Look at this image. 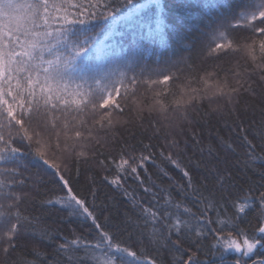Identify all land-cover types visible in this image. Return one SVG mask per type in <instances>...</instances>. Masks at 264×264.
<instances>
[{
    "label": "snow or ice",
    "instance_id": "6c2138e0",
    "mask_svg": "<svg viewBox=\"0 0 264 264\" xmlns=\"http://www.w3.org/2000/svg\"><path fill=\"white\" fill-rule=\"evenodd\" d=\"M131 4L0 0V264H264V167L255 163L264 162V0L235 5L207 0L201 7L203 27L185 44L189 51L167 67L149 69L147 76L143 68L141 74L128 75L119 66L86 59L96 39L93 29L109 18L115 21L114 14ZM138 10L132 8L120 18L130 19ZM177 37L183 39L180 33ZM160 44H165L163 37ZM213 102H218L216 108ZM217 108L233 117L231 126L225 124L244 148L246 158L236 163L256 173V179L230 171L232 162L211 139L204 142L201 125L210 123ZM145 112L163 119L179 114L180 122L170 120L165 128L176 130L183 148L172 136L168 143L177 151L165 155L161 150V163L153 144L142 139L138 153L123 138L115 155L98 150L108 136L116 143L121 121L114 117L135 114L136 121L125 118L123 123L139 126ZM149 124L151 141L160 128L155 119ZM217 139L225 152L236 153L231 140ZM189 143L200 158L194 151L184 164L181 154ZM65 159L74 160L77 175L81 160H97L111 173L103 179L129 198L136 218L125 212L115 231L108 217L100 223L65 178ZM164 162L177 168L183 180L171 176ZM149 164L171 183L146 182ZM194 169L202 172L199 181ZM129 178L150 197L147 205L144 197L128 191ZM209 180L212 191L205 195ZM48 182L62 185L65 195L41 198V185ZM153 186L163 192L162 200ZM173 187L179 200L172 195ZM186 196L195 202V211ZM64 209L67 217L83 218L91 228L65 235L59 226L51 227L50 212ZM129 225L133 232L127 240L136 235L131 244L123 235Z\"/></svg>",
    "mask_w": 264,
    "mask_h": 264
},
{
    "label": "trees",
    "instance_id": "16d2710c",
    "mask_svg": "<svg viewBox=\"0 0 264 264\" xmlns=\"http://www.w3.org/2000/svg\"><path fill=\"white\" fill-rule=\"evenodd\" d=\"M205 2L207 0H132L131 5L121 7L120 11L114 14L117 18L115 21L111 22V18H109V20L100 22L93 29L96 34V39L89 45L86 59L93 63L99 62L101 66H119L128 75H132L133 72L141 74V69L143 68L142 75L147 76L149 69L167 67L172 61L185 56L189 51L185 48V44L190 42L192 37L199 34V28L203 27L205 22L204 17L201 15V7ZM240 2L241 0H230V3L234 5ZM132 8H138L139 10L130 19L120 18L126 17ZM212 14H215L214 10ZM178 33L182 34L183 39H178ZM161 37L165 41L163 47L160 44ZM192 57L195 60L194 50ZM227 66L225 64V67ZM177 67H182V65H178ZM173 71L175 72L176 69H173ZM152 78L155 79L156 75L153 74ZM177 83H182V80ZM217 103L213 102L212 107L216 108ZM204 108L208 109L209 105L205 103ZM226 111V109L220 110L217 108L211 115L210 123L208 125H201L203 136L205 137L204 142L207 143L211 139L213 147L216 148L219 154L232 162L229 165L230 171L234 173L244 172L246 175H251L253 179H256V173L250 169L245 170L241 164L236 163L237 159L243 160L246 157L243 156L244 148L240 144L238 134L230 132L229 127L225 124V121H227V124L231 126L233 121L232 116L225 114ZM251 111L249 109V117H251ZM144 115V124L139 126L123 123L125 118L136 121L135 114L129 113L126 117H114V119L121 121V124L117 125V129L115 130L116 143L113 144L112 137L108 136L105 138L107 143L102 141L103 146L99 147L98 150L106 154L111 153L115 155L120 150V141L123 138L127 140L128 145L134 146L138 153L142 147L139 141L142 139L143 143L151 142L153 144L157 156V163H161L159 159V152L161 150L164 151L165 155L169 151H172L173 154L177 151V149L171 148L168 143L172 136H176L177 139L181 140V147L183 148V138L177 134L176 130L165 128V125L170 120L180 122L179 114H172L169 116V119H163L159 115L150 117L147 112ZM152 119L158 122L160 135L150 141L149 137L152 135L153 130L150 127L149 121ZM256 119H259L258 114ZM184 126L187 127V124L185 123ZM145 128H147V131H145ZM126 129L130 131H126ZM168 132H171L172 135H168ZM100 135L103 136L104 134L100 133ZM217 135L223 137L225 141L231 140L233 147L236 149V153L240 154L239 157L236 153L225 152L217 139ZM249 135L252 138L251 133ZM131 150L129 148V151ZM88 151L91 153L93 146H90ZM194 151L196 152V158L199 159L200 153L192 148L189 143L187 151L181 154L183 157L181 162L187 164ZM257 151H259V148ZM206 158L207 153H205ZM64 163H67V169L63 168ZM255 163L257 167H264V162L256 161ZM61 166L65 178L69 180L73 190L80 198L88 202V206L99 217L100 223H105V217H108V226L115 231V225L124 220L125 212H128L133 218H136L137 211L132 208L129 198L125 197L122 191L115 189L103 179L105 175H111V173L102 170L97 160H90L88 164L81 160L79 175H77L74 160L70 161L65 159L61 162ZM164 167L176 180H183L182 173L177 168L167 162H164ZM220 167H223V165H220ZM49 175H51V170H49ZM193 175L199 181L202 172L200 169H194ZM44 179L48 181V176H45ZM144 179L148 183L155 181L161 185L171 183L168 177L163 176L151 164L148 165V174L144 175ZM206 183H208V188L204 194L208 195L212 191V183L211 180L206 181ZM126 186H130L128 187L129 192H135L138 196L144 197L142 202L145 205L149 203L150 197L144 194L143 189L138 186L137 182L129 178ZM41 187L44 188L41 198L53 199L57 196L65 195V190H63L62 185L48 182L41 185ZM93 190H95V196H93ZM153 191L159 192L160 199H163L164 194L162 191L155 186H153ZM171 192L177 200L181 198L179 192L174 187L171 189ZM218 194L219 192L217 191ZM184 199L195 211V202L191 197L186 196ZM34 210V208L30 209V211ZM47 223L53 228L59 226L65 235H70L73 229L84 231L85 229L91 228L90 222L84 221L83 218L67 217L66 209L50 212L47 217ZM120 226L121 228L124 227L123 224H120ZM128 232H133L131 225L128 226L127 231L123 235L128 243H134L136 241V235L134 234L132 240L129 241L127 240ZM26 254L29 259L32 258L30 249Z\"/></svg>",
    "mask_w": 264,
    "mask_h": 264
}]
</instances>
